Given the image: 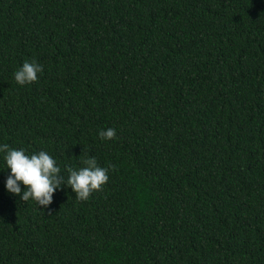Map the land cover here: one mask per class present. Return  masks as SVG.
Returning <instances> with one entry per match:
<instances>
[{"label": "trees", "instance_id": "trees-1", "mask_svg": "<svg viewBox=\"0 0 264 264\" xmlns=\"http://www.w3.org/2000/svg\"><path fill=\"white\" fill-rule=\"evenodd\" d=\"M5 143L114 170L44 209L0 153V264H264V0H0Z\"/></svg>", "mask_w": 264, "mask_h": 264}, {"label": "clouds", "instance_id": "clouds-1", "mask_svg": "<svg viewBox=\"0 0 264 264\" xmlns=\"http://www.w3.org/2000/svg\"><path fill=\"white\" fill-rule=\"evenodd\" d=\"M43 66L36 60L25 61L23 66L14 73L17 84L23 86L35 83ZM99 137L102 140L116 138L114 128L101 130ZM0 153H4V160L10 175L6 180V189L9 193L20 196L23 202L34 200L40 208L48 209L53 203V195L57 189L69 187L75 193L77 200L86 201L93 192L101 191L109 180V169L100 167L95 157H85L81 160L83 167L78 169L67 167V178L61 174L56 161L46 152L40 151L31 155L24 149H13L8 144L0 145ZM21 185L24 186L22 191ZM48 215L52 212L49 210Z\"/></svg>", "mask_w": 264, "mask_h": 264}]
</instances>
